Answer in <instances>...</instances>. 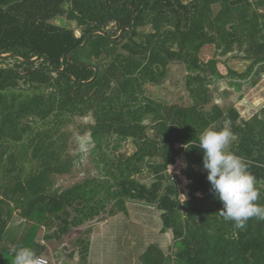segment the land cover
Masks as SVG:
<instances>
[{
    "label": "trees",
    "instance_id": "obj_1",
    "mask_svg": "<svg viewBox=\"0 0 264 264\" xmlns=\"http://www.w3.org/2000/svg\"><path fill=\"white\" fill-rule=\"evenodd\" d=\"M56 18L75 27H58ZM95 30L106 36H91L69 64L68 54ZM207 46L215 53L203 62ZM7 53L41 58L0 59V264H13L17 246L47 254L34 227L45 230L44 240H59L88 222L127 215L129 203L154 208L160 234L172 235L167 255L149 245L141 264H264V222L252 218L236 229L218 214L222 204L210 191L199 148L204 129L228 121L237 137L229 150L246 160L264 204V108L244 119L234 106L215 102L218 81L241 100L243 86L255 87L264 75V0H222L217 7L202 0H0V55ZM225 57L248 62L246 70L221 75ZM78 62L98 68L87 85L68 75L93 77ZM175 63L186 73V107L146 94L147 86L169 79ZM71 125L88 135L96 175L58 191L57 178H72L75 166ZM182 154L186 201L167 174ZM15 215L27 227L21 233L11 229ZM79 244L85 262L90 244Z\"/></svg>",
    "mask_w": 264,
    "mask_h": 264
},
{
    "label": "rangeland",
    "instance_id": "obj_2",
    "mask_svg": "<svg viewBox=\"0 0 264 264\" xmlns=\"http://www.w3.org/2000/svg\"><path fill=\"white\" fill-rule=\"evenodd\" d=\"M221 1L202 0V4L204 7L207 5L217 7ZM75 35L78 37L80 32L76 31ZM214 53L213 46H207L201 50L199 56L202 61H207L212 58ZM222 60L223 63H219L217 67L223 75H226L229 69L243 73L248 65V62L240 59L225 57ZM185 74V70L180 64H171L169 79L160 85L147 86L146 94L166 104L189 106L192 100L185 87ZM263 76L258 79L255 87L243 86L240 93L243 95L241 100H237L238 94L234 93L232 88H228L223 82L218 81L216 86L219 87V90L215 94V102L222 107L234 106L242 118L249 119L264 108ZM66 129L69 133L67 140L74 146L70 148L69 153L71 157L74 156L75 166L72 168V178L71 176L57 178L56 188L58 191H64L88 176L96 175V170L89 158L90 140L88 135L78 136L72 125ZM184 169V156L180 155L176 158L175 164L169 166L167 170V174L173 178L177 188L181 191L179 195L181 201L189 199L190 181L185 178ZM196 197H201V193H196ZM161 227L159 213L154 208L129 203L127 215L119 214L105 220L88 222L77 229H72L59 240L54 238L48 241L44 240L45 230L43 228L34 227L32 236L37 243L43 244L47 248V254L43 257L48 260L49 264H141L140 257L149 245L157 246L165 255L168 254L167 248L172 242V235L169 232L160 234ZM22 228L27 227L15 215L11 229L14 233H21ZM79 241L90 244L85 262L79 254L81 250Z\"/></svg>",
    "mask_w": 264,
    "mask_h": 264
},
{
    "label": "clouds",
    "instance_id": "obj_3",
    "mask_svg": "<svg viewBox=\"0 0 264 264\" xmlns=\"http://www.w3.org/2000/svg\"><path fill=\"white\" fill-rule=\"evenodd\" d=\"M236 139L230 123L225 121L219 130L209 126L202 131L199 148L210 191L222 204L218 214L234 228L243 229L252 218L264 222V204L258 203L260 188L246 160L229 150ZM13 264H43V260L30 247L17 246L13 249Z\"/></svg>",
    "mask_w": 264,
    "mask_h": 264
},
{
    "label": "water",
    "instance_id": "obj_4",
    "mask_svg": "<svg viewBox=\"0 0 264 264\" xmlns=\"http://www.w3.org/2000/svg\"><path fill=\"white\" fill-rule=\"evenodd\" d=\"M133 17H135V12H133ZM54 23L58 26V27H61V28H64V29H69L70 27H75V24L74 23H69L66 19L64 18H56L54 20ZM133 25L131 26H126L124 27L123 29H121L118 33V35L116 37H113V38H109L110 40H117L120 38L121 34L123 33V31L125 30H128L130 28H132ZM93 35H101V36H106V33L103 32V31H100V30H95L93 32H91L90 34H88L86 37H85V40L83 41V43L76 49L72 50L68 56H67V61L69 64L71 65H74L72 63V60H71V56L76 52L78 51L80 48H82L88 41V39L93 36ZM3 58H16L24 63H27V64H33V63H36L40 60V56H36L32 59H28L22 55H19V54H15V53H7V54H3V55H0V59H3ZM49 64H51V61L47 58V57H44ZM76 65H83L84 67L88 68V69H92L94 71V74H93V77L89 80V81H78V79L76 78V76L72 75V74H68L71 79L79 84H83V85H87L89 84L90 82H92L96 77H97V74H98V68L96 66H90V65H84V64H81V63H77ZM60 72H63L64 70L61 69L59 70ZM171 184H173V181H171Z\"/></svg>",
    "mask_w": 264,
    "mask_h": 264
},
{
    "label": "built area",
    "instance_id": "obj_5",
    "mask_svg": "<svg viewBox=\"0 0 264 264\" xmlns=\"http://www.w3.org/2000/svg\"><path fill=\"white\" fill-rule=\"evenodd\" d=\"M175 148H176V149H181V148L185 149L186 147H182V146L179 145V144H175ZM182 155H183V154H182ZM41 258H42V260H43V264H49L48 260H46V259L43 258V257H41Z\"/></svg>",
    "mask_w": 264,
    "mask_h": 264
},
{
    "label": "crops",
    "instance_id": "obj_6",
    "mask_svg": "<svg viewBox=\"0 0 264 264\" xmlns=\"http://www.w3.org/2000/svg\"><path fill=\"white\" fill-rule=\"evenodd\" d=\"M207 61H208V60H207ZM207 61H204V60H203V62H207ZM217 69H218V67H217ZM218 71H219V70H218ZM220 74H221V73H220ZM221 75H223V74H221ZM263 80H264V76H263Z\"/></svg>",
    "mask_w": 264,
    "mask_h": 264
}]
</instances>
